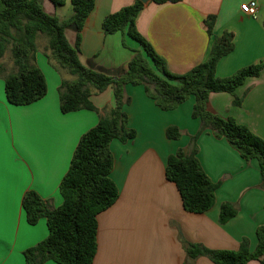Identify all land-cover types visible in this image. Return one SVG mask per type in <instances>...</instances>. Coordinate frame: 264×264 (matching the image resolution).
<instances>
[{"label":"crops","instance_id":"0c3cea01","mask_svg":"<svg viewBox=\"0 0 264 264\" xmlns=\"http://www.w3.org/2000/svg\"><path fill=\"white\" fill-rule=\"evenodd\" d=\"M257 3L255 16L244 14L240 6ZM135 0H94L80 34V62L87 68L116 77L127 68L134 55L122 45L121 33L105 35L103 19L130 6ZM44 11L65 21L72 15L69 0L55 7L42 2ZM214 16L212 36L204 21ZM137 31L167 69L177 75L206 61L215 37L233 34V50L217 64L216 76L226 78L243 67L264 63V0H179L176 3L144 5L136 18ZM69 44L76 33L65 29ZM37 47V45H36ZM40 47V46H39ZM47 44L35 53V65L42 72L47 92L40 100L26 105H10L0 76V264H27L24 252L48 235L46 220L29 225L22 198L35 192L51 208L62 204L59 185L68 171L80 137L93 128L114 106L111 87L92 93L98 110L60 111L58 88L66 71H58L45 54ZM141 48V47H140ZM241 104L234 106L228 93H212L208 110L222 118H233L264 139V69L249 77L235 91ZM123 105L128 127L136 137L127 143L112 140L114 158L111 180L117 186V201L97 216V251L93 264H213L206 257L188 261L179 240L200 244L212 250H237L243 238L253 251L256 229L264 225V190L256 160L246 162L224 139L209 130L196 141L197 159L209 179L221 184L215 191L213 207L202 214L186 212L175 185L165 178L167 158L179 149L188 150L190 138L200 129L192 118L195 98L190 96L176 109L163 111L149 98L142 85H126ZM177 126L179 141L167 139L166 129ZM232 204L235 217L219 224L220 206ZM43 264H57L51 260ZM248 264H260L252 260Z\"/></svg>","mask_w":264,"mask_h":264},{"label":"trees","instance_id":"16d2710c","mask_svg":"<svg viewBox=\"0 0 264 264\" xmlns=\"http://www.w3.org/2000/svg\"><path fill=\"white\" fill-rule=\"evenodd\" d=\"M49 1L55 7L65 4V0ZM69 1L72 15L65 21H59L44 11L43 0H0V76L4 73L1 58L8 46L15 68L14 72L3 76L5 97L10 105L32 104L47 92L45 78L35 65L38 34L47 39L46 56L55 69L64 70L72 77L63 79L58 88L61 113L78 110L97 112L90 99L93 91L101 93L111 87L114 96V106L78 141L68 171L59 185L62 204L51 208L35 192L24 194L22 208L27 223L35 225L44 218L48 229L44 240L24 252L27 264H43L48 260L57 264H93L97 251V216L110 208L119 196L117 186L110 178L114 158L109 145L115 139L124 144L136 137V132L128 127V116L123 111V105L130 102L124 95L128 84L142 85L146 95L163 111L177 108L190 96L195 98L192 118L200 121V129L190 138L187 151L179 149L168 156L164 172L166 180L175 185L186 212L202 214L210 210L219 186L205 174L196 156V141L205 130L217 139H224L246 162L257 161L261 189L264 190V139L233 118H222L208 110V99L212 93H228L233 97V105L239 106L242 99L237 97L236 89L247 78L258 77L264 63L243 67L226 78L217 77L218 62L233 50V34L225 32L215 37L206 61L187 73L173 74L137 31L136 18L144 5L135 0L132 5L107 15L102 21V30L105 35L119 32L123 37L136 41L144 56L140 50L134 51L121 75L108 76L80 62V34L94 8V0ZM178 1L153 0L158 4ZM214 22V16H208L204 21L208 36H212ZM67 27L75 30L73 45L65 36ZM165 134L167 139L176 140L180 131L169 126ZM236 214L232 204H222L219 224L227 223ZM256 239V247L250 251L246 238L241 240L237 250H212L179 237L190 262L206 257L213 264H248L252 260L264 264V225L256 229Z\"/></svg>","mask_w":264,"mask_h":264},{"label":"rangeland","instance_id":"374dc122","mask_svg":"<svg viewBox=\"0 0 264 264\" xmlns=\"http://www.w3.org/2000/svg\"><path fill=\"white\" fill-rule=\"evenodd\" d=\"M35 43H36V45H37V50L39 51L41 45H44L45 43L47 44V39H46L44 36L38 34V35L36 36ZM122 45H123V47L125 48V50H127V51H129V52H131L132 49L135 50V49L137 48L138 50H140L141 54L144 56V53H143L142 49L140 48V45H139L136 41L130 39L129 37L126 36V38L123 39V41H122ZM39 46H40V47H39ZM45 56H46V54H45ZM46 57H47V56H46ZM47 58H48V57H47ZM1 63H2V65H3V67H4V71H5L6 73H7V72L12 73V72L15 71V68H14V66H13V62H12V59H11V53H10V48H9V46L6 48V51L4 52L3 57L1 58ZM5 72H4V73H5ZM69 79H71V78H69ZM180 105H181V104H180ZM175 109H176V108H175ZM173 110H174V109H173ZM174 127H176V128L180 131V135H179L178 139L174 140V141L177 142V141H179V140L182 139V137H183V133L181 132V130H180L177 126H174ZM220 186H221V184H219L217 190L220 188Z\"/></svg>","mask_w":264,"mask_h":264},{"label":"built area","instance_id":"2783aa9c","mask_svg":"<svg viewBox=\"0 0 264 264\" xmlns=\"http://www.w3.org/2000/svg\"><path fill=\"white\" fill-rule=\"evenodd\" d=\"M241 12L249 16H255L257 12V3L256 2H247L243 3L240 6Z\"/></svg>","mask_w":264,"mask_h":264},{"label":"water","instance_id":"95a60500","mask_svg":"<svg viewBox=\"0 0 264 264\" xmlns=\"http://www.w3.org/2000/svg\"><path fill=\"white\" fill-rule=\"evenodd\" d=\"M143 5L147 4L148 2L150 1H153V0H139Z\"/></svg>","mask_w":264,"mask_h":264}]
</instances>
